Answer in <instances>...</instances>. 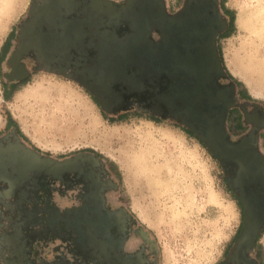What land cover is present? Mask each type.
<instances>
[{
  "label": "flooded vegetation",
  "instance_id": "1",
  "mask_svg": "<svg viewBox=\"0 0 264 264\" xmlns=\"http://www.w3.org/2000/svg\"><path fill=\"white\" fill-rule=\"evenodd\" d=\"M228 25L222 0H32L18 29L21 58L11 61L14 50L5 62L12 83L37 72L62 76L79 83L105 113L134 110L178 121L217 157L240 207L225 264H264V104L224 69L218 39ZM215 134L240 146L239 155L216 152ZM87 161L60 178L35 174L5 190L12 198L20 189L19 204L37 209L25 218L17 212L22 217L5 244L16 242L19 258L0 255L2 263L151 264L143 229L105 197L104 163L96 156ZM55 184L74 191L69 196L79 205L57 209L43 202L38 195ZM60 247L65 251L50 261L42 257Z\"/></svg>",
  "mask_w": 264,
  "mask_h": 264
},
{
  "label": "rangeland",
  "instance_id": "2",
  "mask_svg": "<svg viewBox=\"0 0 264 264\" xmlns=\"http://www.w3.org/2000/svg\"><path fill=\"white\" fill-rule=\"evenodd\" d=\"M31 3L0 0V142L18 140L60 162L81 153L100 158L108 186L105 197L143 229L151 264H225L240 225V207L217 157L178 121L152 120L134 110L105 113L79 83L62 76L37 72L22 84L7 78L5 60L16 50L18 29ZM222 3L229 19L233 16L218 39L224 69L252 99L264 104V0ZM12 84L18 87L5 99L3 89L9 91ZM10 118L15 122L11 129L6 128ZM52 167L47 170H55ZM6 189L7 183L0 181V255L18 259L17 243L7 246L6 238L18 218L37 208L19 204L20 189L12 198L5 195ZM73 192L55 184L38 196L64 209L79 205L77 198L71 201ZM62 251L64 247L58 253L51 249L42 257L50 261Z\"/></svg>",
  "mask_w": 264,
  "mask_h": 264
},
{
  "label": "water",
  "instance_id": "3",
  "mask_svg": "<svg viewBox=\"0 0 264 264\" xmlns=\"http://www.w3.org/2000/svg\"><path fill=\"white\" fill-rule=\"evenodd\" d=\"M21 53L22 51L19 50L17 61L21 58ZM7 78L12 79L8 75ZM215 149L216 152L223 154V156H238L240 146L229 147L222 138H217L215 134ZM90 157H93V155L81 153L60 162L49 157H42L36 151L23 146L18 140L15 143L8 142L7 144L0 142V181L7 183L10 192L23 184L31 175L46 173L55 178H60L62 172L78 162L83 164L88 162L87 159H90ZM239 162L242 163L240 160ZM52 166H55V170H47ZM56 166H58V169H56Z\"/></svg>",
  "mask_w": 264,
  "mask_h": 264
},
{
  "label": "trees",
  "instance_id": "4",
  "mask_svg": "<svg viewBox=\"0 0 264 264\" xmlns=\"http://www.w3.org/2000/svg\"><path fill=\"white\" fill-rule=\"evenodd\" d=\"M228 12V11H227ZM229 14H231L230 12H229ZM233 23V16L231 15L230 16V19H229V25H228V29H229V27H230V25ZM7 42V41H6ZM6 42H5V44H6ZM19 50H20V47H19V49L17 48L14 52H13V54H12V57H11V61L12 60H15V61H17L16 59H17V57H18V55H19ZM0 59H2V58H0ZM18 62V61H17ZM22 81V80H21ZM19 82L20 84H22V83H25L24 81H22V82ZM17 85H15V84H12L11 86H10V89H9V91L7 90L6 91V89H3V97L5 98V99H8L11 95H12V93L17 89ZM94 99V98H93ZM95 101V100H94ZM95 103H96V101H95ZM152 120H155L154 118H152ZM12 122H14L13 121V119L12 118H10L7 122H6V128H9V126H10V124L12 123ZM15 123V122H14ZM186 133L187 134H190L188 131H186ZM191 135V134H190ZM192 136V135H191ZM195 138V137H194ZM199 141V140H198ZM200 142V141H199ZM201 143V142H200ZM202 144V143H201Z\"/></svg>",
  "mask_w": 264,
  "mask_h": 264
},
{
  "label": "crops",
  "instance_id": "5",
  "mask_svg": "<svg viewBox=\"0 0 264 264\" xmlns=\"http://www.w3.org/2000/svg\"><path fill=\"white\" fill-rule=\"evenodd\" d=\"M110 1H112V2H114L115 4H118V3H122V2H124V0H110ZM18 64V63H17ZM19 65V64H18ZM21 67V66H20ZM263 104V103H262ZM54 207L55 208H57V209H61V208H59V207H64V206H62V205H54ZM69 206H67V208H68Z\"/></svg>",
  "mask_w": 264,
  "mask_h": 264
},
{
  "label": "bare ground",
  "instance_id": "6",
  "mask_svg": "<svg viewBox=\"0 0 264 264\" xmlns=\"http://www.w3.org/2000/svg\"><path fill=\"white\" fill-rule=\"evenodd\" d=\"M35 160H36V158H35ZM28 162H30V161H28ZM31 163H32V161H31Z\"/></svg>",
  "mask_w": 264,
  "mask_h": 264
}]
</instances>
